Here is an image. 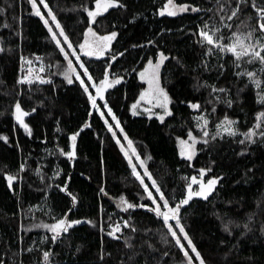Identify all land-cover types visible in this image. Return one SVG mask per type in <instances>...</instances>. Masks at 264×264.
<instances>
[{"label": "trees", "instance_id": "1", "mask_svg": "<svg viewBox=\"0 0 264 264\" xmlns=\"http://www.w3.org/2000/svg\"><path fill=\"white\" fill-rule=\"evenodd\" d=\"M165 2L124 0L127 10L110 9L105 14L106 20L104 17L98 18L103 21L99 31L119 32L112 51L128 49L123 57L113 62L114 71L124 75L126 82L110 90V105L142 156H152L153 159L148 161L149 169L166 192L180 197L187 183L185 177L195 175L200 167L212 168L209 177H224L217 186L218 191L209 199L212 203L197 200L182 209L183 222L208 264H264V235L260 231L264 226V145L253 146L249 155L240 156L237 153L241 146L225 140L214 144L210 150L200 152L191 166L180 158L176 137H185V129L192 124L191 110L181 101L207 97L205 89L196 91L192 87L194 76L197 75L193 69L200 50L189 30L195 29L201 19L207 17L203 13L161 17L157 11ZM176 2L193 3L204 9L215 7V0ZM49 3L71 39L77 41L85 27L86 16L79 9L89 0H49ZM256 3L264 6V0H256ZM0 8L6 9L4 14H0V43L6 49L0 53V136L8 137L7 143L0 139V261L3 264H40L42 252L39 249L42 248L52 250L53 264H120L121 260L125 264H145V261L147 264H176L182 258V253L174 241L165 243V229L154 214L146 209L123 213L116 207L121 195L132 202L148 201L141 200L137 195L141 192L140 185L131 176L126 159L110 138L111 134L107 132L103 121L96 113L91 117L87 115L89 106L82 92L74 85H67L59 75L52 76L54 85H39V90H36L35 85L29 91L27 86L17 84L19 76L23 74L21 55L33 59V66L40 67L42 63L45 70L40 75L45 77L58 71L55 66L48 65H55L58 60L62 64L64 62L47 38V30L42 22L30 14L27 0H0ZM133 15H136V22L130 23ZM254 15L255 9L250 8L246 15L234 20V23L242 28L249 16ZM13 17H22V22L18 24ZM5 20L12 25L11 29L3 27ZM17 28L22 36L17 35ZM150 39L166 53L180 56L186 65V68H178L173 61L171 64L166 62L163 68L162 84L174 98V118L169 117L164 124L146 115L133 117L129 111L130 105L145 87L132 69L139 70L147 58L156 59L157 47L146 44ZM133 44H144L145 47L132 48ZM37 55L42 58L41 61H36ZM103 62L94 60L91 63L97 76ZM212 62H216L215 58H212ZM214 75L205 73L201 79L212 83L215 82ZM244 96L242 106L235 105L233 109L227 110L231 118L240 121L241 131L254 123L259 110L250 91L246 90ZM16 100H20L25 110L36 107V112L26 117V122L33 130L31 137L11 115ZM223 109V105L219 106L217 115L222 116ZM85 123H90L91 127L84 128ZM73 131H80L79 154L74 164L59 155V148L67 150V136ZM21 164L26 166L24 172L19 171ZM38 168L44 175L43 181L36 173ZM250 168L252 172L245 176ZM58 171L60 175L55 176ZM6 173L23 178L14 182L15 194L7 186L4 178ZM56 184H67L68 191L77 196V201L73 203L66 192L55 187ZM100 187H105L109 196L101 195ZM217 212L225 220L232 219L238 224L250 223L253 231L240 238L242 229H234V236L229 237L214 215ZM65 213L71 219L93 222L103 217L105 228L109 223H122L123 219L131 217L137 228L132 240L136 247L127 249L121 241L107 237L87 223L70 229L62 243H41L42 238L46 235L50 237L51 233L34 225L52 223V216L60 217ZM252 214L253 219L249 222L248 217ZM124 231L128 233L130 230ZM221 240L227 243L222 245ZM237 240L240 242L237 243ZM144 241L154 244L158 251L149 249ZM101 247L106 253H111V256H105L104 262L98 258ZM22 248L34 250L30 253L21 252ZM166 251L168 256L163 255ZM135 253L139 255L135 256L134 261H129V256Z\"/></svg>", "mask_w": 264, "mask_h": 264}, {"label": "snow or ice", "instance_id": "2", "mask_svg": "<svg viewBox=\"0 0 264 264\" xmlns=\"http://www.w3.org/2000/svg\"><path fill=\"white\" fill-rule=\"evenodd\" d=\"M30 6V14L38 17L44 28L47 30V38L58 50V54L63 58V64L58 60L55 66L58 71L45 77L39 73L44 72L45 67L41 63L39 73L33 74V59L20 56L21 68L28 65L26 74L19 76L17 84L27 86L29 91L33 90V86L54 85L55 81L52 76L59 75L63 77V81L67 85H74L82 92L87 108V115L91 117L96 113L106 126V130L111 134L110 138L114 140L119 147V151L127 161L131 176L139 183L141 192L137 193L141 200H147V203L132 202L125 196L119 197L116 207L123 213L134 212L136 209H146L154 214V217L161 222L164 232L166 244L173 241L182 253V258L177 264H208L207 259L198 249L197 244L191 237L187 226L183 222L182 209L189 206L194 199L209 201V197L218 191V184L224 179L223 176H208L212 171L211 167H200L195 175L185 177L187 180L185 189L180 197L165 191L163 186L154 178L150 171L148 161L153 158L151 155L143 157L134 146V141L129 137L128 132L123 125L122 120L110 105V90L115 89L118 85L126 82L124 75L117 74L113 69V62L118 57H123L128 49L123 51H112L113 42L116 41L119 32L112 30L109 32L99 31L98 28L103 21L98 18L107 17L110 9L127 10V4L124 0H89L88 4H82L80 11L86 14L85 27L81 32V36L77 41L71 39V35L66 31L61 20L58 19L53 7L50 6L49 0H27ZM255 9V15L249 16L248 22L243 24H235L234 20H238L241 16L247 14L249 9ZM6 9L0 8V14H4ZM184 13H203L207 19L202 18L201 22L195 29H190V35L195 38V44L200 50V56L196 62L193 71L197 72L194 76L195 83L192 87L196 91L205 89L207 97L203 99L184 100L181 103L191 110L190 117L192 124L185 129V137H176L179 156L181 159L191 162L200 152L210 150L214 144L231 140L241 146L237 153L240 156L249 155L252 147L256 145H264V6H258L256 0H215V7L204 9L193 3L179 2L176 0H166L157 14L161 17H176ZM211 13V15H209ZM18 24L22 22V17H13ZM130 23L136 22V15H133ZM243 23V22H241ZM94 25L96 27H94ZM126 26V25H125ZM3 27L12 28V25L5 20ZM113 28L115 25L113 24ZM168 31H171L170 29ZM183 31V29H181ZM17 35L22 36L19 28L16 30ZM147 45H154L158 51L155 53V61L153 58H147L146 63L139 70L133 68L137 79L146 87L140 91L138 99L130 105L129 111L133 117L146 114L149 119L155 117L161 124L165 123L167 117L174 118L173 104L174 98L170 94L168 88L162 84L161 70L165 68L166 62H175L174 66L178 68H186L180 56H174L159 48L154 40H147ZM132 48H143L144 44H133ZM6 49L0 43V53ZM11 51V49H8ZM107 57V59H105ZM87 58V59H84ZM215 58V63L212 62ZM36 61H41L40 56H35ZM94 60H103L100 65L99 76L95 74L91 63ZM214 73V81L210 83L208 80H202L205 74ZM231 78V79H230ZM221 81H223L221 83ZM250 91L254 96V102L259 105V110L255 114V121L245 131L240 130V121L231 118L227 114V110H231L235 105L244 104V93ZM22 94V90H21ZM223 105L222 116L217 115V109ZM14 111L11 115L26 134L32 136V128L26 117L36 112V107L25 110L20 100H16ZM243 110V108H241ZM84 128L91 127L90 123H85ZM59 131V129H57ZM80 131H73L67 136L69 144L67 150L59 148V155L67 158L68 162L75 163L78 154V137ZM5 143L8 142L7 136H0ZM46 142V141H45ZM103 160L101 164L103 165ZM215 164V161H212ZM26 170L25 164L20 165V172ZM252 172L248 169L245 173ZM41 180L44 175L38 168L36 170ZM55 176H59L60 172H56ZM7 186L15 194L14 182L22 180V176L6 173L5 177ZM146 180L150 183H146ZM51 187L52 185H47ZM55 187L62 192H66L73 203L77 201V196L68 191L67 184H56ZM99 193L103 196H109L105 187L99 188ZM230 203V201H229ZM259 206V205H258ZM101 210H103L101 206ZM51 211V210H49ZM71 209H69V212ZM216 218L223 225V231L229 237L234 236V229H242L240 238H244L253 231L250 223L238 224L232 219L225 220L219 212L214 213ZM253 215H249V222L252 221ZM111 221V216L108 217ZM52 223H40L34 227L43 228L46 232L51 233L44 236L41 243L56 244L63 242L65 235L69 233L77 225L87 223L92 228H98L100 232L106 234L113 240L121 241L125 248L134 249L136 246L132 243L134 233L137 228L129 219H123L121 222L109 223L105 228L103 217L98 222L92 220L71 219L67 213L60 217L52 216ZM125 229H129L125 233ZM30 230V229H29ZM147 231H150L148 229ZM264 235V226L260 229ZM22 239V238H21ZM240 241L237 240V243ZM223 245L227 243L221 240ZM148 248L152 251H158L154 244L144 241ZM143 247V245H141ZM235 247V245L233 246ZM34 248L21 249V252H32ZM42 252V260L40 264H53L52 257L54 253L51 249H39ZM80 251L79 248L76 249ZM111 256L101 247L99 260L104 262L105 256ZM135 253L129 256V261H134ZM164 256H168L166 251ZM227 256V253L225 254ZM3 264V261H0ZM23 264V262H21ZM120 264H125L123 260ZM147 264V261H145Z\"/></svg>", "mask_w": 264, "mask_h": 264}, {"label": "rangeland", "instance_id": "3", "mask_svg": "<svg viewBox=\"0 0 264 264\" xmlns=\"http://www.w3.org/2000/svg\"><path fill=\"white\" fill-rule=\"evenodd\" d=\"M153 59H154V61H155V58H153ZM28 67H29L28 65H26L25 67H23V74H26V73H27ZM32 67H33V69H34V73H33L34 75H35V73H39V66H35V65L33 66V65H32ZM162 71H163V68H162V70H161V75H162ZM39 74H42V73H39ZM141 83H142V82H141ZM145 87H146V85H145ZM143 115H146V114H143ZM146 116H147V115H146ZM147 117H148V116H147ZM153 118L156 119L155 117H153ZM168 118H169V117H167L166 120H167ZM166 120H165V121H166ZM134 146H135V144H134ZM135 147H136V146H135ZM148 182H149V181L146 180V183H148ZM149 183H150V182H149ZM176 264H177V263H176Z\"/></svg>", "mask_w": 264, "mask_h": 264}, {"label": "water", "instance_id": "4", "mask_svg": "<svg viewBox=\"0 0 264 264\" xmlns=\"http://www.w3.org/2000/svg\"><path fill=\"white\" fill-rule=\"evenodd\" d=\"M213 194H214V193H213ZM213 194H212V195H213ZM212 195L209 197V199L212 197ZM197 200H201V199H198V198H197V199H194V201L190 202V204L193 203V202H195V201H197ZM187 207H188V206H185V208H187Z\"/></svg>", "mask_w": 264, "mask_h": 264}]
</instances>
